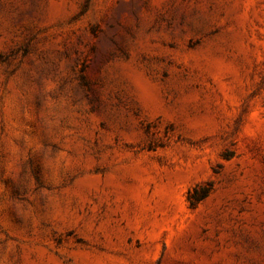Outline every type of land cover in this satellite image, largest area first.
<instances>
[{
  "label": "rangeland",
  "instance_id": "obj_1",
  "mask_svg": "<svg viewBox=\"0 0 264 264\" xmlns=\"http://www.w3.org/2000/svg\"><path fill=\"white\" fill-rule=\"evenodd\" d=\"M0 264H264V0H0Z\"/></svg>",
  "mask_w": 264,
  "mask_h": 264
},
{
  "label": "trees",
  "instance_id": "obj_2",
  "mask_svg": "<svg viewBox=\"0 0 264 264\" xmlns=\"http://www.w3.org/2000/svg\"><path fill=\"white\" fill-rule=\"evenodd\" d=\"M197 193V189L194 190ZM208 196V191L203 193L202 195H199L198 197H196L195 199L192 198V196L190 195V201L192 203V206H196L200 201H202L203 199H205Z\"/></svg>",
  "mask_w": 264,
  "mask_h": 264
}]
</instances>
